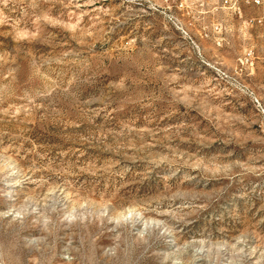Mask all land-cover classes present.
I'll list each match as a JSON object with an SVG mask.
<instances>
[{"label":"rangeland","instance_id":"rangeland-1","mask_svg":"<svg viewBox=\"0 0 264 264\" xmlns=\"http://www.w3.org/2000/svg\"><path fill=\"white\" fill-rule=\"evenodd\" d=\"M0 264H264V10L0 0Z\"/></svg>","mask_w":264,"mask_h":264},{"label":"built area","instance_id":"built-area-1","mask_svg":"<svg viewBox=\"0 0 264 264\" xmlns=\"http://www.w3.org/2000/svg\"><path fill=\"white\" fill-rule=\"evenodd\" d=\"M253 6L264 10V0H248Z\"/></svg>","mask_w":264,"mask_h":264}]
</instances>
